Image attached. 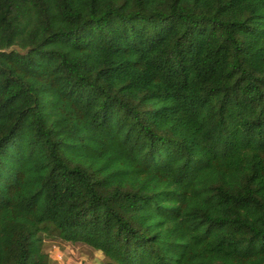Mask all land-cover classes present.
<instances>
[{
    "label": "trees",
    "instance_id": "trees-1",
    "mask_svg": "<svg viewBox=\"0 0 264 264\" xmlns=\"http://www.w3.org/2000/svg\"><path fill=\"white\" fill-rule=\"evenodd\" d=\"M264 264V0H0V264Z\"/></svg>",
    "mask_w": 264,
    "mask_h": 264
},
{
    "label": "rangeland",
    "instance_id": "rangeland-1",
    "mask_svg": "<svg viewBox=\"0 0 264 264\" xmlns=\"http://www.w3.org/2000/svg\"><path fill=\"white\" fill-rule=\"evenodd\" d=\"M46 250L49 253L52 264H108L101 253L88 246L74 243H66L59 238L46 239Z\"/></svg>",
    "mask_w": 264,
    "mask_h": 264
}]
</instances>
